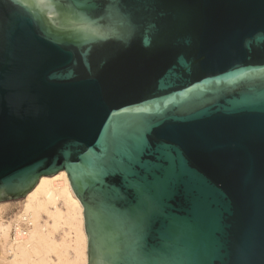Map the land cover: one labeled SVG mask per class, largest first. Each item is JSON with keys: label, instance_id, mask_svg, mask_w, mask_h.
Returning a JSON list of instances; mask_svg holds the SVG:
<instances>
[{"label": "water", "instance_id": "1", "mask_svg": "<svg viewBox=\"0 0 264 264\" xmlns=\"http://www.w3.org/2000/svg\"><path fill=\"white\" fill-rule=\"evenodd\" d=\"M61 170L86 264H264V0H0V200Z\"/></svg>", "mask_w": 264, "mask_h": 264}, {"label": "bare ground", "instance_id": "2", "mask_svg": "<svg viewBox=\"0 0 264 264\" xmlns=\"http://www.w3.org/2000/svg\"><path fill=\"white\" fill-rule=\"evenodd\" d=\"M24 201L23 214L18 218L21 219L24 215L28 216L31 228L29 227L25 236L18 237L16 241L8 238L9 242L7 241L5 249L10 253L11 258L9 262L12 264H23L28 261L36 262L37 264H46L47 262L61 264L63 262V253L59 252V243L51 239L50 233L52 231H49L51 230L50 227L48 230L47 221L42 225L38 221L40 214L44 213L49 217L52 227H57L60 222H64L68 224L69 228L72 229L71 232L74 233L71 245H66L71 246L72 253L64 262L86 264L87 239L83 225V208L72 191L66 172L61 170L53 175L41 176L34 187L24 195ZM58 202H62L63 209L58 207ZM4 224L0 222V239H4L5 241L9 236V227ZM8 224L10 223L8 222ZM62 247L64 248V246ZM40 248H43L45 252L54 251L57 254V261L50 260L48 259L49 257L47 258L44 255L35 260H30V252L37 253ZM0 259L2 260L1 257Z\"/></svg>", "mask_w": 264, "mask_h": 264}, {"label": "rangeland", "instance_id": "3", "mask_svg": "<svg viewBox=\"0 0 264 264\" xmlns=\"http://www.w3.org/2000/svg\"><path fill=\"white\" fill-rule=\"evenodd\" d=\"M24 202H25L24 201V196L18 197V198H8V199L0 200V222H2L3 224L5 223L4 225H8V227H9L8 228L9 229L8 230V235L9 236L7 237V239H5V241H4V239H0V254H1L0 257L2 258V260L0 259L1 260L0 263L1 264L2 263L3 264H5V263L12 264V263L9 262L10 258H11L10 257V253L6 251V249H5L6 247L5 246H6V243L8 241V238L10 239V232H11L12 224L15 223V222H19L20 221L19 220L20 218H18V217H20V215L23 214L22 212H23V204H24ZM57 204H58L59 208H61V209L64 208V206L62 205V202H58ZM38 221H39V223L41 225L44 224L45 221H47L48 230L51 228V230H49V231H52L51 232L52 234L50 233L51 239H53L57 243H59V252L63 253V257H62V261L63 262L61 264H70L69 261H66V262H64V261L67 259V257L69 258L71 253H72L71 246H66L68 244L71 245V243H72L71 239L73 238L72 236H74V233L71 232L72 229L69 228L68 224H66L64 222H60L57 227H52L50 225L51 221H50L49 217L46 214H44V213L40 214V217L38 218ZM8 222L10 224H8ZM30 228H31V226H30ZM67 228H68V230H67ZM62 246H64V248ZM30 255H31L30 260H35V259L39 258L41 255H44L47 258L49 257L48 259H50V260L57 261V254L54 251L45 252V250L43 248H40L37 253L30 252ZM23 264H37V263L36 262L33 263V262L28 261V262H25ZM46 264H51V262H47Z\"/></svg>", "mask_w": 264, "mask_h": 264}, {"label": "built area", "instance_id": "4", "mask_svg": "<svg viewBox=\"0 0 264 264\" xmlns=\"http://www.w3.org/2000/svg\"><path fill=\"white\" fill-rule=\"evenodd\" d=\"M19 222H15L12 224L10 239L12 241H16L18 237H23L27 234L29 227L31 226V222L29 217L24 215L19 219Z\"/></svg>", "mask_w": 264, "mask_h": 264}]
</instances>
